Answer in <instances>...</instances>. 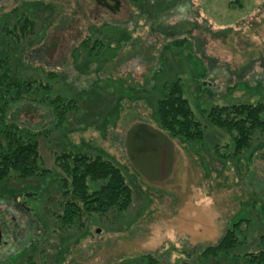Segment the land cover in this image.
I'll use <instances>...</instances> for the list:
<instances>
[{"label":"rangeland","instance_id":"1","mask_svg":"<svg viewBox=\"0 0 264 264\" xmlns=\"http://www.w3.org/2000/svg\"><path fill=\"white\" fill-rule=\"evenodd\" d=\"M20 2L37 26L16 50L5 46L1 27ZM136 6L113 14L93 0H0V64L48 85L38 91V103H13L4 119L35 132L51 129L37 135L48 174L0 182V264L26 258L143 264L141 254L148 252L161 264H208L199 249L215 245L239 220H245L244 242L231 252L257 248L264 232V143L236 158H217L215 148L223 150L230 138L206 114L216 104L264 100V0H143L140 11ZM174 79L205 126L204 138L161 137L162 149L135 160L147 146L138 125L165 135L154 102ZM57 95L76 106L60 127L51 102ZM128 136L138 141L131 148ZM65 149L117 164L133 192L128 210L92 214L80 230L58 223L63 174L54 158Z\"/></svg>","mask_w":264,"mask_h":264},{"label":"trees","instance_id":"2","mask_svg":"<svg viewBox=\"0 0 264 264\" xmlns=\"http://www.w3.org/2000/svg\"><path fill=\"white\" fill-rule=\"evenodd\" d=\"M99 7H106L117 14L124 7H134L140 11L143 0H93ZM239 1V0H235ZM12 18L11 23L7 19ZM35 17L26 12L24 2L17 3L4 16L1 30L4 33L5 46L22 49L23 42L36 32ZM15 50V51H16ZM17 52V51H16ZM13 66L0 64V182L9 177L17 179L39 178L48 174L39 152L37 135L43 131L20 127L15 121H5L8 107L17 102L30 101L38 103V91L48 88L41 80L18 74ZM55 126H62L70 109L76 107L73 99L61 95L51 99ZM157 126L165 135L148 133L146 124L138 125L146 130L147 146L137 150L133 159L139 161L148 155L156 154L159 145L165 146L161 137H177L187 142L201 141L204 138L205 126L195 117L188 99L184 96L180 79L166 82L154 102ZM208 123L225 131L230 140L224 149L215 148L217 158H236L251 148L255 143L263 145L264 141V100L257 102H237L213 105L207 112ZM155 132V131H154ZM165 138V139H166ZM144 140V139H143ZM162 140V141H161ZM129 147L138 141H131ZM167 142V141H166ZM258 142V143H257ZM131 148V147H130ZM56 166L63 174L59 182L62 197L61 213L56 218L63 225L74 226L76 230L86 225L92 214L106 216L111 213L126 212L133 202V192L121 168L102 155H90L82 150L65 149L55 153ZM94 182H99L95 187ZM239 220L228 226L215 245L202 247L201 259L208 264H264V232L258 236L255 250L234 254L231 251L244 242L243 222ZM143 264H161L160 258L153 252L143 253ZM199 261V259H196ZM23 264H35L26 258Z\"/></svg>","mask_w":264,"mask_h":264},{"label":"water","instance_id":"3","mask_svg":"<svg viewBox=\"0 0 264 264\" xmlns=\"http://www.w3.org/2000/svg\"><path fill=\"white\" fill-rule=\"evenodd\" d=\"M1 239H2V232H1V228H0V243H1Z\"/></svg>","mask_w":264,"mask_h":264},{"label":"flooded vegetation","instance_id":"4","mask_svg":"<svg viewBox=\"0 0 264 264\" xmlns=\"http://www.w3.org/2000/svg\"><path fill=\"white\" fill-rule=\"evenodd\" d=\"M0 228H1V224H0ZM1 232H2V229H1ZM2 236H3V233H2ZM1 243H2V239H1ZM1 243H0V244H1Z\"/></svg>","mask_w":264,"mask_h":264}]
</instances>
